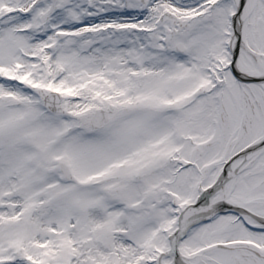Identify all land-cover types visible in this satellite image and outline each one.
<instances>
[{"label":"snow or ice","instance_id":"1","mask_svg":"<svg viewBox=\"0 0 264 264\" xmlns=\"http://www.w3.org/2000/svg\"><path fill=\"white\" fill-rule=\"evenodd\" d=\"M0 264H264V0H0Z\"/></svg>","mask_w":264,"mask_h":264}]
</instances>
